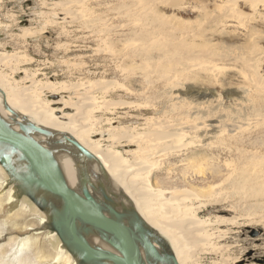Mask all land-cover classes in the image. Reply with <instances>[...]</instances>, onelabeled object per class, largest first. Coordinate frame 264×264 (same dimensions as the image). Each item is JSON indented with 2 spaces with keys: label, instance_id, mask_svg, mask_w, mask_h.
I'll return each instance as SVG.
<instances>
[{
  "label": "bare ground",
  "instance_id": "obj_1",
  "mask_svg": "<svg viewBox=\"0 0 264 264\" xmlns=\"http://www.w3.org/2000/svg\"><path fill=\"white\" fill-rule=\"evenodd\" d=\"M70 1L73 4L75 0ZM83 1L86 0H76V2H80L79 5L84 3ZM133 1V3L127 1L128 3H124L123 6L114 7L111 11L115 12L116 15L127 17V19H134L130 20V22H136L134 25L130 24L133 27H130V29L131 34H135L136 38H132V41L118 51L112 48L111 43L108 46L113 53L115 61L120 63V65H116V69L121 72L122 76H125L123 78H129L131 74L136 73L142 77L143 82L148 86L139 95L145 96L152 88H161L158 91L159 95L157 98L159 101L157 100V104H151L148 100H143L142 103L141 101L140 103L135 101L136 103H134L123 99H116L111 96L116 89L113 87L117 85L118 88L122 87L125 89V94L128 97L137 94L134 92L138 90H132L124 83L119 84L115 80H108L106 79L107 77L103 79L100 77L99 79L94 78V80L89 77L80 84L85 89L84 93L76 101L66 102V108L67 104H71L72 108L75 109L74 115H68L64 117V120H61L59 117H56L55 107L50 105L59 102L60 99L55 100L50 98L48 104L40 99V91L53 95L57 91L59 92L60 88H68V84L52 81L41 82L39 81L40 79L36 80L34 78V74L36 73L33 74L31 72V74L25 69L24 78H29L31 84L20 88L15 80L12 81L11 76L1 69L0 112L16 131L21 132V124L28 125L34 123L51 132L49 136L34 134V137L52 151L69 186L81 192L84 184L80 175V169H83L84 173L89 174L90 180L100 185L105 195L115 202V207L118 211L124 214L134 211L150 229L162 236L169 243L179 264H202V255L207 251L222 256L221 260H214L211 264H239V257L225 255L226 253L223 250H227L229 245H219L216 241L219 235L216 234V228H213V221L198 217L193 204L183 201L185 199L182 198L183 196L190 197L196 193L186 186L185 189H180L178 187L179 183L173 181L165 187H158L153 182L151 174L154 168L162 165L165 158L179 156L190 149H193L192 151L195 150L193 152L194 155H200L208 160V162H212L215 160V157L213 160L211 156L216 154L217 151L215 149L219 148V153L232 156L231 159L229 158L230 160L225 158V164L232 163L235 159L238 160L237 170L239 171H237L235 176L233 175V181L264 192V140L259 145L245 147L244 140L242 139L246 132H251L260 122H264V80H256L258 71L251 63L249 64V75L246 72V74L240 72L236 88L227 91L229 94L234 93L238 95V98L229 100L225 96L222 97V94H218L215 100L209 103L184 102L179 92H175L174 90L186 88V79L189 76L197 74V71L217 76L220 71L227 69L230 62L237 61L239 56H232L227 52H219L208 46L188 43V37L192 35L196 36L197 32L194 30H186L187 37L182 40L176 38L169 42V44H164L166 48L162 50L155 48L157 41L150 40L149 44L145 38L150 37L152 39L150 34H154L151 31V26H148V24L154 25L159 20L154 7V2L157 0ZM251 1L255 4L259 3V1L264 2V0ZM226 2L228 4L224 9L218 11L220 16H216V18L236 17L238 0H227ZM60 3L64 4L63 2ZM58 5L61 4L56 3L53 7L57 8L59 7ZM73 7L61 12L65 16L64 20L78 17L77 11L71 10ZM54 12L56 11H44L40 12V15L47 22L53 24V22L57 23L58 20H53L50 14H59ZM75 12L77 16H75ZM208 13L206 12L205 15L207 16ZM107 17L106 15H100V22L98 23L97 21L99 25L96 31V24L92 21V23L89 22L87 24L88 33L86 37L88 36L90 39L96 38L100 41L103 40V34L105 40L109 37L110 32H117L121 26L118 27L119 25H117V27H114ZM238 17L240 20V16ZM124 24L128 26L125 21ZM28 32L29 29H23L24 35ZM97 49L103 51V48ZM0 58V61L4 62L5 67L7 60L12 63L13 61L15 62L14 65H8L11 67L12 72L16 74L23 72L21 65H19L20 61L16 63L21 58L20 55L10 53L4 54ZM123 60L124 63H121ZM136 60L137 62L134 65L127 64V61ZM180 67H182V71L178 69ZM87 69L89 75L95 72L91 71L92 67L90 65H87ZM96 70L98 71V69ZM110 72L112 73L111 70ZM104 75H107V73ZM248 78L254 83L247 82L250 81L247 80ZM208 92L209 94L216 93L213 88L202 91L203 94ZM163 94H167L166 99H161ZM125 108L141 109L142 114L135 116L130 111L117 113V109ZM152 111H154L155 115L150 116L149 114ZM168 114L173 115L169 116ZM210 118H216L214 120L216 121V125L208 124ZM136 119L141 120L137 122L138 120ZM134 120L137 124L130 123ZM117 122L118 124H116ZM207 126L218 127L219 131L210 135L195 134V132L198 133V130ZM97 132L101 133L100 138L94 137L98 134ZM68 138L79 142L95 156V159L88 161L86 165L83 155L73 144L68 142L56 143ZM105 141L109 144L104 146L103 143ZM3 147V145H0V149ZM249 148L251 149L249 150ZM3 149L9 151L7 148ZM12 156L16 168L21 171L26 170L28 162L21 158V154L14 152ZM179 159L181 163H188L190 160L194 161V157L190 153L189 156L186 155ZM1 172L4 171L0 167V212L7 205L12 215L9 219L5 220V224L6 222H10L14 227H18V218L27 216V213L31 211V207L24 202H20L23 190L17 186L13 177L9 175L4 178ZM230 176L231 174L224 179H228ZM213 177L215 176L213 175ZM103 180H107L109 188L103 186ZM6 186H9V188H6ZM89 189L98 200L105 202L104 193L102 194L100 190H98L100 193H97L98 191L95 192L91 188ZM34 194L36 197H43L49 200L55 207H59L62 202L60 198L41 189L36 190ZM112 194L115 195L114 198ZM44 213L45 216L39 213L36 215L40 226L50 220L51 208L44 211ZM125 221L128 223L130 220L127 219ZM217 221L227 222V220L224 221L222 218ZM7 225L4 226L7 227ZM83 237L95 248L114 251L110 244L96 232H85L83 233ZM11 240L10 246L12 247V252L10 254L0 252V264H82L80 263L79 255L75 252H70L68 246L62 241L54 249V243L58 241V234L53 230L46 232L44 236H41L37 232L24 238L19 239L15 237ZM262 245L264 246V243ZM156 246L159 249L161 248L158 244ZM29 255H32V259L31 261H28V259L27 262L26 258H30ZM255 260L256 262L250 264H264L256 256ZM143 264H155L145 254L144 250Z\"/></svg>",
  "mask_w": 264,
  "mask_h": 264
},
{
  "label": "rangeland",
  "instance_id": "obj_2",
  "mask_svg": "<svg viewBox=\"0 0 264 264\" xmlns=\"http://www.w3.org/2000/svg\"><path fill=\"white\" fill-rule=\"evenodd\" d=\"M127 1L130 3L134 2L133 0H125V2L124 0H86L79 5L80 2H76V0L73 4L70 0H0V57L10 53L20 55L21 58L18 59L16 63L19 61L21 62H19V65H21L23 72L17 74L12 72L10 66L14 65L15 62L13 61L12 63L9 60L5 62L6 67L3 64L4 62L0 61V70L2 69V71L10 75L12 81L15 80L20 88L31 84L29 78H27L29 82L24 78V73H26V71H24L25 69L30 73H36L34 74L35 76L33 75L34 78L36 80L40 79L39 81L41 82L52 81L68 84V88H60L61 90L59 89V92L57 91V93L53 95L40 91V99L43 102L48 103L50 98L55 100L60 99L59 102L50 105L55 107L56 117H59L61 120H64V117L68 115H74L75 109L72 108L73 106H71V104H67L68 106L66 108V102H72V100L74 102L84 93L85 89L80 84L89 77L92 80H94V78L99 79L100 77L103 79L107 77L106 79L108 80H115L116 83H124L132 90H138L134 92L137 94L128 97L125 94V89L122 87L118 88L117 85L113 87L116 89L111 96L116 99H123L134 103H136L135 101H137V103L141 101L142 103L143 100H148L151 104H157L158 91L161 90V88H152V92H150L153 94L149 92L148 94L146 93L145 96L139 95V93L146 87L148 88V86L143 82L142 77L136 73L131 74L129 78H123L124 75L122 76L121 72L116 69V65H120V63L115 61L113 53L108 46V44L111 43L112 48L118 51L132 41V38H136L135 34H131L130 29V27L133 28L130 24L134 25L136 23L134 21L130 22V20L134 19H127V17L116 15L115 12L111 11L114 7H118L119 5L123 6L124 3H128ZM226 1L227 0H157L154 2L155 13L159 20L154 25L148 24V26H151V31H153L154 34H150L152 39H150V37L145 38L147 43L150 44V40H156L157 44L155 48L162 50L166 48L164 44H169V42L176 38L182 40L187 37L186 30H194L197 32L196 36L192 35L188 37V43L208 46L219 52H227L232 56H239H237V61L230 62L227 69L220 71L217 76H214V74L207 75L199 71H197V74L189 76L186 79V88L183 87L174 90L175 92H179V95L186 103H209L210 101H214L218 94H222V97L225 96L229 98V100L238 98V95L234 93L229 94L227 91L236 88L238 83L237 80L239 79L238 74H240V72H246L249 75V64L251 63L258 71L256 80H264V2L259 1V3L255 4L251 0H238L236 5L238 11L236 17L216 18V16H220L218 11L224 9L228 4ZM56 3L61 5L54 8L53 5ZM70 7H73L71 10L77 11L79 15L75 17V19H73V17L64 20L65 16L61 14V12H64L65 9L69 10ZM44 11H56L54 13H59L58 15L50 14L53 20H58L57 23L53 22L51 25L42 18L40 12L42 13ZM206 12H209L207 16L205 15ZM100 15L108 16L109 22L113 24L114 27H117V25H119L118 27L121 26L118 28V31L120 30L119 32H110L111 35L109 34V37L112 36L111 38L114 37L115 39L108 37L104 40V34L102 35L103 40L100 41L96 38L95 40L94 38L90 39L88 36L86 37L88 33L87 24L89 22L96 24L95 31L96 29L98 30L97 26L100 22ZM75 16H77V14ZM238 16H240V20ZM124 21L128 24L129 28L125 26ZM23 29H29V32L24 35ZM97 48H103V51ZM122 62L124 63V60L121 61V63ZM127 62L128 65H134L137 60ZM87 65H90L92 67L91 71H95L96 74L94 72L89 75ZM96 69H98V71ZM178 69L182 71V67ZM105 71L107 75H104L106 74ZM119 74L121 75L119 76ZM247 80L250 79L248 78ZM247 82L254 83L251 80ZM211 88L215 89V94H209V92L206 94L202 93L203 90ZM166 97L167 94H163L161 99H166ZM125 111H130L132 115L135 116L142 114L141 109H117V113H125ZM149 115H155L154 111ZM168 115L172 116L173 114ZM215 119L210 118L208 124L216 125ZM136 120L140 122L141 119ZM137 122L134 120L130 123L137 124ZM116 124H118V122ZM263 126L264 122H260L251 132L245 133L244 138H242L245 147L259 145L263 142ZM216 128L218 127L207 126L198 130L199 132H195V134H214L219 131V128ZM97 133L98 134L94 137L100 138L101 133ZM107 144H109L107 141L103 143L104 146ZM250 149L251 148H249V150ZM192 150L190 149L188 150L189 152L186 151L179 156L165 158L162 163L163 166L161 165L153 169L151 174L153 182H155L158 187H165L173 181L179 183L178 187L180 189H185V186L190 188L192 192L196 194L190 197L183 196L182 198H185L183 201L188 204H193L198 217L213 221V228H216V234L220 236H218L216 241L219 245H229L227 250H223L226 253L225 255L239 257V264L256 262L255 256L264 263V246L262 245L264 243V192L254 187L233 181L232 178L237 174V171H239L237 170L238 160L235 159L232 163L225 164V158L231 159L232 156L219 153V148L215 149L218 152H216L218 156L216 154L211 156L213 160L215 157V160L212 162H208V160L200 155H194L193 152L195 150ZM189 153L194 157V161L196 162L192 161L193 158L188 163L179 162V158L185 157L186 155L189 156ZM0 167L4 171L1 172L3 177H8V172L1 165ZM230 174V178L224 179ZM80 175L82 176V173ZM213 175L215 177H213ZM102 183L104 187L109 188L107 180H103ZM6 188H9V186H6ZM97 193L100 192L98 191ZM182 194H184V192H182ZM114 197L115 195H113V198ZM20 202L28 204L31 207V211L27 213V216L18 218V227H14L10 222H6L5 224V220L9 219L12 215L7 205L4 207V210L0 212V224H2L0 225V252H4V254H10L12 252V247L10 245L11 239L13 238L16 237L20 239L30 234H36L37 232H39L41 236H44L46 232L50 231L49 229H38L40 224L36 215L39 213L45 216V210H41V208L26 194L21 196ZM221 218L222 220L224 219V221L227 220L228 223L221 221H217V223L216 220H221ZM3 224L5 226L8 225L5 227ZM60 242L61 239L58 236V241L54 243L53 246L54 249L58 247ZM53 247L51 245L52 250ZM29 257L30 258H26V261L28 259V261H31L32 255H29ZM220 258L222 259L220 254L218 256L215 253L207 251L202 255L201 262L202 264H211L214 260H221Z\"/></svg>",
  "mask_w": 264,
  "mask_h": 264
},
{
  "label": "water",
  "instance_id": "obj_3",
  "mask_svg": "<svg viewBox=\"0 0 264 264\" xmlns=\"http://www.w3.org/2000/svg\"><path fill=\"white\" fill-rule=\"evenodd\" d=\"M14 130L0 112V165L13 177L23 194L29 196L43 210L51 208V217L39 230L57 232L70 252L80 257L82 264H143V250L155 264H179L169 243L150 229L136 213L124 214L117 210L115 202L105 195L100 185L90 180L81 170V192L70 187L52 151L42 145L34 134L49 136L51 132L34 123L21 124ZM71 143L79 149L87 165L95 159L86 148L73 139L56 143ZM19 152L26 160V170H19L13 162L12 153ZM104 193L105 202L98 200L90 189ZM43 190L62 200L55 207L49 200L36 197V190ZM129 219L128 223L125 221ZM85 232L98 233L114 251L91 246L83 237ZM159 245V249L156 245Z\"/></svg>",
  "mask_w": 264,
  "mask_h": 264
}]
</instances>
